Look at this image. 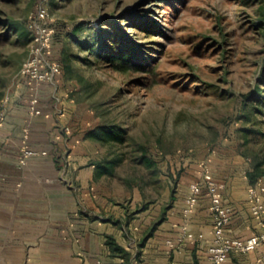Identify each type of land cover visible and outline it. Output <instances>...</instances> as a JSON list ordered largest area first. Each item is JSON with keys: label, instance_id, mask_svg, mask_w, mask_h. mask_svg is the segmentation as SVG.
Wrapping results in <instances>:
<instances>
[{"label": "rangeland", "instance_id": "1", "mask_svg": "<svg viewBox=\"0 0 264 264\" xmlns=\"http://www.w3.org/2000/svg\"><path fill=\"white\" fill-rule=\"evenodd\" d=\"M39 5L98 214L123 209L134 237L183 186L207 189L197 166L208 159L264 176V0H0V104L27 83Z\"/></svg>", "mask_w": 264, "mask_h": 264}, {"label": "crops", "instance_id": "2", "mask_svg": "<svg viewBox=\"0 0 264 264\" xmlns=\"http://www.w3.org/2000/svg\"><path fill=\"white\" fill-rule=\"evenodd\" d=\"M23 85L10 99L6 119L0 126V264H96L97 259L123 264V259L112 254L106 245L107 235L133 252L131 264H206L214 223L206 188L193 211L186 214L190 185L183 186L165 220L141 245L145 232L160 219L166 204L161 203L148 218L149 226H141L145 230L134 237L120 227L125 216L123 209L105 207L106 203L101 204L106 217L98 214L101 208L96 204L100 203H95L88 193L93 169L84 166L87 158L83 156V146L70 150L72 163L67 169L61 159L68 150V143L60 137L61 127L80 125L74 100L64 97L59 83ZM55 94L61 98H54ZM62 109L67 113L60 117ZM26 133L31 148L48 154L21 165L20 149ZM197 169L201 171L200 166ZM208 169L222 186L224 203L233 208L227 234L246 239L259 231L247 204L249 181L245 174L238 176L235 166L225 167L215 159L208 163ZM86 211L89 213L80 214ZM141 220H133L129 228L139 230ZM186 232L198 239L179 243L178 238ZM224 264H264V243L253 252L231 254Z\"/></svg>", "mask_w": 264, "mask_h": 264}, {"label": "built area", "instance_id": "3", "mask_svg": "<svg viewBox=\"0 0 264 264\" xmlns=\"http://www.w3.org/2000/svg\"><path fill=\"white\" fill-rule=\"evenodd\" d=\"M52 21L48 9L41 5L36 8L31 18L29 30L31 31L32 40L29 45L28 56L23 62L19 74L26 78L30 86L42 83H49L56 86L63 74L61 64L51 57L55 33V29L52 27ZM54 98L61 97L55 94ZM10 99L11 97L7 95L0 104V126L3 125L6 119V110ZM32 108L34 109V107ZM66 113L67 111L62 109L59 112V116L62 117ZM61 136H63L68 143V150L63 153L61 157L63 168L67 169L72 161L70 150H72L79 141L73 140V127L71 125H64L61 127L60 137ZM27 137L26 133L20 149L19 163L21 165H26L33 157L48 154L46 151H38L31 148L28 144ZM208 162L209 159L207 162L204 161L202 163L201 172L211 200L214 223L212 228L213 240L207 250L206 264H224L231 254H247L253 252L264 243V177H259L254 184L249 182L247 189V204L251 216L259 227V231H254V233L246 239L232 237L227 234V229L232 220L233 208L224 203L222 186L218 185L214 180L208 169ZM245 177L248 179L246 173ZM203 188L204 186H202L199 181L193 182L190 185V194L186 199V208L184 210L186 214H190L195 208L203 192ZM185 239L197 240L198 238L193 233L186 232L185 236L178 238V242L183 243ZM171 243L172 242L169 241V244ZM96 264L107 263L102 259H97Z\"/></svg>", "mask_w": 264, "mask_h": 264}, {"label": "trees", "instance_id": "4", "mask_svg": "<svg viewBox=\"0 0 264 264\" xmlns=\"http://www.w3.org/2000/svg\"><path fill=\"white\" fill-rule=\"evenodd\" d=\"M99 137L100 136L96 135L95 132H87L85 135L86 139H90V138L99 139ZM149 163L152 164V161L149 160ZM259 177H264V176L260 174H255L254 172H250L248 174V179L251 184H254ZM174 200H175L174 194H172V201ZM171 207H172V203L168 204L167 206H164L160 214V219L154 224H152V226L149 227L148 230L145 232L143 238L141 239V243H140L141 245H143L153 235V233L157 229V226L165 220L166 212ZM106 245L109 247L112 254H115L123 259V264H131L132 258L134 256L133 252L126 249L123 245H121L114 236L112 235L106 236Z\"/></svg>", "mask_w": 264, "mask_h": 264}]
</instances>
